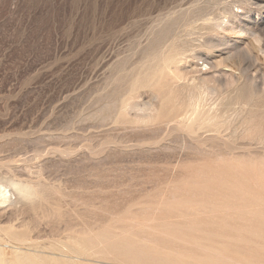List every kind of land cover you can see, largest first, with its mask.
Here are the masks:
<instances>
[{"label": "rangeland", "instance_id": "rangeland-1", "mask_svg": "<svg viewBox=\"0 0 264 264\" xmlns=\"http://www.w3.org/2000/svg\"><path fill=\"white\" fill-rule=\"evenodd\" d=\"M0 264H264V0H0Z\"/></svg>", "mask_w": 264, "mask_h": 264}, {"label": "bare ground", "instance_id": "bare-ground-1", "mask_svg": "<svg viewBox=\"0 0 264 264\" xmlns=\"http://www.w3.org/2000/svg\"><path fill=\"white\" fill-rule=\"evenodd\" d=\"M204 92H205V91H204ZM218 125H219V124H218ZM240 125H241V124H240ZM6 193H8V191L5 192V188H3L2 191H1V195H2L3 197H5V194H6ZM2 199H3V198H2Z\"/></svg>", "mask_w": 264, "mask_h": 264}]
</instances>
